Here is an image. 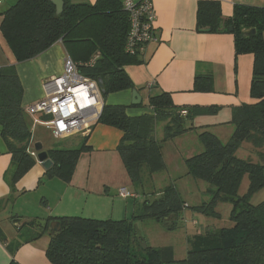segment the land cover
Instances as JSON below:
<instances>
[{"label":"trees","instance_id":"1","mask_svg":"<svg viewBox=\"0 0 264 264\" xmlns=\"http://www.w3.org/2000/svg\"><path fill=\"white\" fill-rule=\"evenodd\" d=\"M197 20L200 31L231 33L235 57L253 56L249 94L256 102L233 108V130L226 143L203 130L197 135L202 151L184 160L183 176L206 183L204 193L210 199L189 207L172 182L157 192L158 198L144 200L130 220L57 218L60 229L49 233L46 252L51 264H264V200L257 205L249 202L253 194L264 189V8L237 5L231 17L222 19L216 1H200ZM252 28L253 36H242L243 31ZM128 29L129 20L121 0H96L94 4L64 0L58 16L48 0H16L2 13L0 23L1 34L17 63L35 58L60 41L84 77L102 82L103 100L110 94L134 88L123 70L139 58L125 53ZM96 53L99 57L94 65L83 66ZM209 78L195 75L194 91H210ZM22 93L15 67H0V135L11 155L7 174L11 187L34 163L27 153L31 132L24 119ZM147 105L151 114L129 116L126 106L104 103L96 121L122 133L116 151L134 187H140L146 175L151 179L154 173L165 170L161 156L164 142L194 130L185 125L182 111L192 117L216 110L177 107L165 92L150 97ZM159 127L161 137L157 136ZM86 143L87 136L75 150H48L52 165L46 176L69 182L80 154L90 149ZM242 144L252 148L257 161L237 156ZM244 176L248 179V191L238 196ZM220 201L232 204V227L192 235L187 239L184 259H175L172 246L147 245L142 249L139 245L136 221L154 220L174 231L185 211L215 215L214 206Z\"/></svg>","mask_w":264,"mask_h":264},{"label":"crops","instance_id":"2","mask_svg":"<svg viewBox=\"0 0 264 264\" xmlns=\"http://www.w3.org/2000/svg\"><path fill=\"white\" fill-rule=\"evenodd\" d=\"M72 1L88 4L96 2ZM200 1H216L222 19L231 17L237 5L264 8V0H151L157 40L146 46L143 56L137 62L123 68L141 100L139 104L133 105L131 90L110 94L103 100L106 105L126 106L129 116L151 114L147 101L162 92L169 93L172 103L177 107H214L216 110L210 114L190 117L186 113V126L194 130L173 139L175 142L183 140L189 144L193 141L197 146L194 153L202 149L197 145L198 133L209 130L218 134L224 126L231 128L233 108L256 102L249 94L252 54L235 57L234 37L231 33L199 30L197 9ZM15 2L0 0V23L2 13ZM262 37L264 42V32ZM67 57L73 60L58 41L35 58L17 63L0 31V67L11 65L17 72L23 90L21 106L24 119L31 132L27 153L34 160L31 168L11 187L7 180L11 155L0 135V264H51L46 254L50 242L49 230L41 232L46 228L37 225V221L49 224L62 217L123 220L133 215L148 197L144 196L138 201L141 196L131 185L116 151L122 133L101 124L95 123L87 132L79 134L82 138L87 136L86 145L90 149L80 154L69 182L46 176V169L32 148V144L37 141L32 138V129L36 125L26 108L42 98V84L45 80L62 74ZM197 74L210 77V91H194ZM160 131L161 127L157 130L158 137L162 136ZM79 135L58 140L57 144L65 147L63 150H70V147L82 141L77 138ZM53 148L47 146L42 151L47 152ZM41 185L44 187L40 200L27 201L29 198L25 199V196L39 190ZM121 189L134 197L120 196ZM16 220L20 222L15 223Z\"/></svg>","mask_w":264,"mask_h":264},{"label":"rangeland","instance_id":"3","mask_svg":"<svg viewBox=\"0 0 264 264\" xmlns=\"http://www.w3.org/2000/svg\"><path fill=\"white\" fill-rule=\"evenodd\" d=\"M5 8V7H4ZM8 8V7H6ZM108 98V97H107ZM147 110V108H146ZM185 125L187 124V119L184 118ZM233 127L224 126V128L219 129L218 134H214L222 143H226L231 135ZM162 132V131H160ZM84 135V134H83ZM32 138H36L37 141L32 144V148H35V144H41L44 147H56V148H65L60 147L57 143L58 140L54 139L49 130L43 126L36 125L32 129ZM79 140H82L81 135L77 137ZM169 140L164 142L161 145V156L162 161L165 166V170L162 172L154 173L150 179L147 175L144 178L143 184L140 187H134L136 192L141 196L138 201H141L144 196H148L147 200L158 198V193L166 185L175 182L177 183V188L179 190L182 200L186 203L187 206H196L201 203H206L210 197L205 194L206 183L198 180H192V178L186 177L183 179V174H185V164L184 158H187L197 154L193 150H196L197 146L191 141L189 143L179 140ZM56 144V145H55ZM199 149L201 144L198 142ZM80 147V144L70 147V150H75ZM35 150V149H34ZM200 151H202L200 149ZM237 156L239 158H250L251 161H257L258 157L252 151V148L247 144H242L241 148L237 151ZM175 171V172H174ZM156 176L153 179V177ZM48 177V176H47ZM50 178V177H49ZM180 179L179 182H176L177 179ZM175 179V180H174ZM49 180H47L48 182ZM56 181V180H55ZM131 183V182H130ZM48 185V184H47ZM43 185L39 187V190H36L33 194H27L25 199L27 201L34 202L35 200H40V193L43 190ZM248 191V179L247 176H244L241 180L238 196H243ZM264 200V189L259 190L257 193L253 194L250 198V204L257 205ZM132 204V200H131ZM133 205V204H132ZM11 209V206H10ZM9 210V209H8ZM232 210V204L227 201H220L214 206L215 215H205V214H196L191 213L190 211L185 212L183 220H178L176 222V229L174 231H168L160 223L155 222L154 220H144L136 221V234L141 236L147 245L152 247H161V246H172L174 247L175 259L181 260L186 257L187 254V244L186 240L196 233H205L211 232L214 230L229 229L232 227V221L230 219V214ZM132 215L127 217V220H130Z\"/></svg>","mask_w":264,"mask_h":264},{"label":"built area","instance_id":"4","mask_svg":"<svg viewBox=\"0 0 264 264\" xmlns=\"http://www.w3.org/2000/svg\"><path fill=\"white\" fill-rule=\"evenodd\" d=\"M122 8L129 20L125 53L143 56L146 46L157 40L152 2L122 0ZM98 57L96 53L83 66L94 65ZM42 90V98L29 105L26 112L34 125L45 127L56 140L87 132L98 120L104 105L98 82L84 77L69 57L64 60L62 74L45 80ZM180 114L185 116L186 111ZM119 195L134 197L124 189Z\"/></svg>","mask_w":264,"mask_h":264},{"label":"water","instance_id":"5","mask_svg":"<svg viewBox=\"0 0 264 264\" xmlns=\"http://www.w3.org/2000/svg\"><path fill=\"white\" fill-rule=\"evenodd\" d=\"M49 2H51L55 8V14L58 16L62 13L63 11V7H64V0H48ZM207 30H205L206 32ZM255 34V29H248V30H245L242 32V36L243 37H250V36H253ZM98 82V86L101 90V93L103 94V85H102V82L101 81H97ZM131 103L133 105H137L139 104L140 102V96H139V93L138 91L135 89V88H132L131 89ZM35 151L37 152V159L38 161L41 163L42 167L44 169H49L52 165L51 161L47 158V153L45 151H42V148H41V145H35ZM20 220H16L15 223H19ZM37 225H40L41 228L45 229V228H48L49 229V233L52 234V233H55V232H58L59 229H60V225H59V222L57 221H54V222H51L49 224H47L45 221H37ZM136 238L139 242V245L141 246L142 249H146L147 248V244L145 242V240L139 236V235H136Z\"/></svg>","mask_w":264,"mask_h":264}]
</instances>
